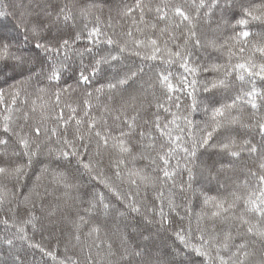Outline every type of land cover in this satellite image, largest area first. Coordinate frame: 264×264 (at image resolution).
I'll list each match as a JSON object with an SVG mask.
<instances>
[{
  "label": "snow or ice",
  "instance_id": "6c2138e0",
  "mask_svg": "<svg viewBox=\"0 0 264 264\" xmlns=\"http://www.w3.org/2000/svg\"><path fill=\"white\" fill-rule=\"evenodd\" d=\"M115 11L122 25L95 3L0 2V264H264V0ZM177 170L233 190L193 212Z\"/></svg>",
  "mask_w": 264,
  "mask_h": 264
},
{
  "label": "trees",
  "instance_id": "16d2710c",
  "mask_svg": "<svg viewBox=\"0 0 264 264\" xmlns=\"http://www.w3.org/2000/svg\"><path fill=\"white\" fill-rule=\"evenodd\" d=\"M2 2V0H0ZM31 2V0H29ZM55 2V0H53ZM63 2V0H61ZM73 2L78 3V4H88V3H95L99 8L102 9L103 11V18L107 19L109 15L113 16L115 20L119 24H123V21L119 20V17H116V9L118 6H120L122 3L126 2H131V0H73ZM117 32L120 30L119 27H117ZM201 32L203 35L211 36V33L207 28H202ZM126 59L124 60V64L128 66H137L140 64V57L135 56L133 53H125ZM206 54L204 53L203 49H199L197 53L194 55L193 59L196 60L198 63H206ZM85 64L88 63V58L85 59L84 61ZM150 64L154 65H160L161 68H165L168 71H171L173 73V83H175L176 79H178L179 74L183 72V69L179 67L178 64L172 65L170 68L166 65L163 64L161 61H152ZM145 68L149 67V64L144 65ZM7 75H11V72H7ZM87 74V73H85ZM206 74H201L200 78L204 79ZM69 77H72L73 74L69 73ZM191 78V77H189ZM4 79V75L0 74V81ZM94 80V86L98 87L100 84L106 83L104 75L101 74L98 77L93 78ZM69 83H72V79H68ZM75 98V97H74ZM198 99H202L201 95H198ZM104 102V97H101V103ZM183 102V101H182ZM175 111V109H173ZM203 105L201 108L197 110L196 114V120L199 122L201 119H203ZM146 162L144 161H137V166L138 167H143ZM173 164H175V161H173ZM40 165L36 164L33 169L29 171V175L33 176L35 173L39 172ZM178 174L175 176V181L176 184L179 185L180 183H185L186 190L184 193H180L179 189L177 188V203L184 205L185 203L187 204L188 207L192 209L193 212L200 211L203 205V200L205 196L209 197H226L228 196L229 192H231L233 189L231 187V184L229 181H225L223 179L220 180V182H217L216 179H211L209 180L207 178V175L205 174L204 176H195L194 181L192 183V189L193 190H188L187 189V183H188V175L187 172H181L180 170H177ZM108 175H111L110 172H108ZM241 180L244 179L243 176L240 177ZM171 183V182H170ZM96 186L98 187L99 190H103V186L99 185L98 182H96ZM88 190V185L81 182V187H80V192L83 193L84 191ZM28 191L27 188H21L20 193L23 195ZM185 197H187V200H185ZM153 198L152 194H149V199L151 200ZM86 204H81L80 205V214L83 215V209L86 208ZM69 213H74L76 211L75 208L73 209H68L66 210ZM181 214L183 215L184 212L183 210L181 211ZM176 223L179 225L181 222L177 219ZM186 224V221L184 222ZM86 230V229H85ZM171 232V230H170ZM29 234L31 235V229H29ZM45 237L47 236V233L44 234ZM35 240L41 242L44 246L48 247L49 250L53 251L56 253L57 259L58 260H63L65 257H72L73 259L77 258L76 256V251L69 249L67 252H65V248L63 243H61L59 246H57V241L56 239H49L41 238V234L37 232L35 234ZM171 243V241H169ZM29 259H31V255H29ZM46 260H48L49 264H54L52 259L50 257H45ZM199 258L194 257V260L198 261Z\"/></svg>",
  "mask_w": 264,
  "mask_h": 264
}]
</instances>
